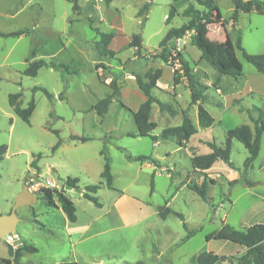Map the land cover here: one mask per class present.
<instances>
[{
  "label": "rangeland",
  "instance_id": "rangeland-1",
  "mask_svg": "<svg viewBox=\"0 0 264 264\" xmlns=\"http://www.w3.org/2000/svg\"><path fill=\"white\" fill-rule=\"evenodd\" d=\"M256 1L264 3V0ZM100 2L94 10L95 0H79L81 13L76 15L66 0H0V32L29 30L21 37L0 38V147H7L6 154L0 157V215L11 212L24 184L39 196L35 205L17 210L20 222L16 233L22 243L18 249L26 242L38 250L34 254L25 253L21 262L57 264L61 257L71 254L74 239L70 240V235L75 232L88 238L83 243L87 249L98 254L109 253V259H113L110 264H116V257H126L132 263L140 260L156 264L158 248L173 252L182 245L187 232L176 215L180 214L188 230H201L179 248L175 264H196L189 263L192 254L220 250L229 258L220 264H240L245 251L230 245L229 249L221 248L217 243L207 242L206 236L219 230L224 220L239 230L264 224V186L256 184L264 175L257 177L256 172L248 174L247 171L242 176L248 152L238 141H234L230 155L238 170L228 169L227 164L218 161L201 174L192 167L191 160L211 152L207 142L222 146L228 130L251 125L242 108L253 110L259 103L264 111V98L259 100L253 93L242 98L228 96L242 82L236 84L231 77L219 76L201 58L200 50L192 44L194 30L188 31L181 41L173 39L165 47L160 46L171 27L180 28L189 22L184 12L191 4L179 0L153 3L152 0H114L118 8L114 11ZM216 2L218 15L228 21L225 24L230 23L233 3L231 0ZM195 4L198 10H204L197 1ZM172 6L178 13L168 26L164 16L170 15ZM240 16L238 25H233L234 36L229 28L226 31V27L221 29L223 25H212L200 38L208 50L211 44L216 48L232 45L236 56L226 66H237L249 77L259 73L243 59L235 43L240 32L242 46L248 53H264V12L254 9ZM115 24L121 27V32L110 29ZM95 29L117 35L108 47L114 55L105 53L103 48L99 50L101 37ZM135 35L142 41L138 53L129 43ZM179 54L188 62L194 80L204 87L201 89L203 106L215 118L214 126L199 127L200 133L182 148L172 139H159L156 143L150 137L129 136L137 132L131 112L145 98L135 75L143 76L150 69L163 71L165 66L168 68L159 80L161 88L154 94L171 105L177 114L161 112L155 104L151 119L157 128L153 134L158 136L166 128L180 126L184 111L197 124L198 110L197 105H191L188 78L183 66L177 69L173 64ZM39 59L57 67H44L36 77L25 76L28 66ZM152 63L158 67L151 68ZM175 72L178 83H174ZM113 82L118 92L110 86ZM35 87L47 89L55 99L50 101L43 92H33ZM17 93L22 94L19 99L22 108L35 100L36 108L29 123L17 116L9 104V96ZM108 95L113 96V101L107 114L99 117L92 108ZM72 135L91 140L75 141ZM58 142L61 145L54 151ZM103 151L110 161L114 189H109L101 178L105 163ZM127 155L150 156L155 163H148L156 166L130 161ZM206 177L214 183L205 202L187 185L191 182L200 185ZM68 178L78 179L77 188L66 186ZM48 179L57 186L53 190L64 191L76 207L77 222L69 225L73 234L68 235V219L62 209L49 206L43 199L45 188H32L44 186ZM235 180L240 182L232 184ZM100 183L96 196L101 207H97L83 193L87 186ZM167 208L173 213L164 221L158 213ZM8 249L0 240V264L11 260Z\"/></svg>",
  "mask_w": 264,
  "mask_h": 264
},
{
  "label": "trees",
  "instance_id": "trees-1",
  "mask_svg": "<svg viewBox=\"0 0 264 264\" xmlns=\"http://www.w3.org/2000/svg\"><path fill=\"white\" fill-rule=\"evenodd\" d=\"M72 5L73 13L80 15L81 7L78 4L79 0H66ZM104 3L108 6L113 0H103ZM197 3L204 8L200 11L196 9L193 5L184 12L186 17H189L190 20L188 23L183 24L180 28H172L168 31L164 39L162 40L161 47L172 41L173 39L182 38L188 31H195V35L192 36V44L195 45L201 52V58L205 60L217 73L219 76L231 77L236 81H240L244 78V73L237 66L227 67L226 65L232 63L235 59L236 52L232 48V45L221 46L216 48L212 46L210 50L207 49V44H204L201 41L200 35L205 32L209 26L212 25H224L225 20L218 15V6L216 0H196ZM234 5V12L231 18L233 25L237 24L238 18L241 13H250L254 9H263L264 12V3L258 2L256 0H231ZM170 18V15L167 19ZM97 34L101 37V41L98 43L99 50L103 48V51L107 54L114 55L115 52L108 47L111 45L115 34L113 33H104L100 32L98 29H95ZM29 33V30H20L15 33H2L0 32V38L8 37H21ZM237 50L242 54V57L245 61L251 64L257 73L264 75V53L261 54H250L242 46V39L240 37V32L238 40L235 43ZM130 47L136 48L137 52L142 48L141 38L137 35L132 37L130 42ZM214 48V49H213ZM161 57L168 61L166 57L161 54ZM180 62L183 66L186 77L190 85L191 91V105H197L198 110V125L201 129H209L214 126L215 118L205 109L203 106V95L201 89L204 88L200 83L196 82L193 78L192 72L189 68L187 61L182 59V55H178ZM44 67L56 68L55 64H48L42 59L35 60L31 63L28 68L25 70V76L36 77L39 70ZM64 67V66H61ZM163 71L161 68L155 70L150 69L145 73V75H135V80L138 88L146 97L145 102H143L136 112H131V115L137 126V132L134 134H129L131 137H150L154 142H157L159 139L162 140H175L177 145L182 148L184 145L191 139L192 136L196 135L199 132L198 127L194 124L192 119L188 116L186 111L183 112L182 124L177 127H171L164 129L158 136L154 135L153 132L157 128L156 122L151 121L152 112L154 105H158L161 112H169L171 115L175 116L177 112L173 107L165 102H162L158 99L154 92L158 89L157 83L161 79ZM177 72L174 74V83H178L176 77ZM114 88L115 92H118L115 82L110 84ZM41 91L46 97L53 101L55 99L54 95L50 93L47 89L43 87H35L33 92ZM21 93L11 94L9 96V104L14 112L19 116L24 122L29 123L33 115V112L36 108L35 100L32 99L28 104L27 108H22L19 101ZM113 101V96H106L93 106V110L97 113L99 117H104ZM244 112L248 114L251 125L244 124L234 129H230L226 132V140L224 145L219 146L214 141L207 142L208 147L211 149L209 154L198 155L192 158V167L201 174H205V171L211 169L214 164L218 161H222L227 164L232 170H238V167L234 162L231 161V152L234 147V141L240 142L248 152L247 158L243 165L242 176L246 173L252 166L255 160L258 158L261 141L264 134V111L258 107L252 109H243ZM253 111L257 113L255 116ZM71 138L75 141L87 142L91 138L72 135ZM60 142L54 147L56 151ZM7 147H0V157L6 154ZM104 155V151L101 153ZM127 158L130 161H139V162H151L155 163V159L150 156H136L131 157L127 155ZM104 169L101 173V178L105 180L106 186L109 189L113 188V175L111 173V166L109 158L104 155ZM240 180H235L232 184L239 183ZM214 183L213 180L209 181L206 177L200 185L196 183H189L187 187L195 192L203 201L208 200V194L210 191V185ZM78 179L68 178L66 180V186L69 188H77ZM101 185H89L85 188L83 197L91 202H93L97 207H101V204L96 196L98 191L101 189ZM43 199L47 202L49 206L60 208L66 215L70 223H75L77 221V211L74 203L64 194V191H56L51 189L42 190ZM57 202L59 206L57 205ZM173 213L169 208L166 210L160 211L159 216L161 219L166 220L168 215ZM182 221L184 229L187 234L182 239L181 244L187 242L190 238L195 236V234L201 229L188 230V227L185 223L184 217L180 214H176ZM207 242L217 243L221 248L226 247L229 249V246L239 247L245 251V255L242 258L240 264H264V225L255 224L249 227H246L242 230L236 229L230 224L224 223L221 229L210 233L206 236ZM37 253L38 250L31 244L25 242L22 248L14 250L9 246L8 254L11 257V260H5L6 264H23L21 262L22 257L25 253ZM226 253H222L220 250L218 253L202 251L196 258V264H220L228 260ZM62 264H78V263H62Z\"/></svg>",
  "mask_w": 264,
  "mask_h": 264
},
{
  "label": "crops",
  "instance_id": "crops-1",
  "mask_svg": "<svg viewBox=\"0 0 264 264\" xmlns=\"http://www.w3.org/2000/svg\"><path fill=\"white\" fill-rule=\"evenodd\" d=\"M89 0H87V2H88ZM96 1V5H94V10H96L97 8H98V2H100V1H98V0H95ZM155 0H152V2L151 3H153ZM179 1H181V2H183V3H186V4H188V5H196L195 4V0H179ZM100 3H104V1H101ZM217 3V2H216ZM105 4V3H104ZM106 5V4H105ZM234 6V5H233ZM106 7L107 8H109V9H111V10H114V11H118V8L114 5V0H113V2L110 4V5H106ZM195 7V6H194ZM196 8V7H195ZM233 8V7H232ZM197 9V8H196ZM174 12V14H172ZM232 12H234V8L232 9ZM177 13H178V11H176V10H174L173 11V6L171 7V9H170V17H171V19L169 20V19H167L168 18V14H166L165 16H164V21H165V24L166 25H170L171 24V22H172V20H173V18L177 15ZM219 13V12H218ZM172 14V15H171ZM247 14V13H246ZM241 15V14H240ZM146 17L148 18V14L146 15ZM241 17V16H240ZM223 19V18H222ZM224 20V19H223ZM225 21H227V20H225ZM228 22V21H227ZM237 25H238V22H237ZM117 26L118 25H111L110 26V29L112 30H118V32H121L122 30H121V27L119 28V26H118V28H117ZM236 26V25H235ZM221 27V29H223V27H226V31H227V28H229L230 29V34H232L233 36H234V34H236L235 33V27L233 26V23H232V21H230V23H227V24H224L223 26H220ZM173 27H171L170 29H172ZM169 29V30H170ZM240 30H241V28H239ZM239 30V31H240ZM228 35H230L229 34V32L227 33ZM115 36H117V35H115ZM114 40V39H113ZM113 42V41H112ZM130 43V42H129ZM111 45H112V43H111ZM151 68H155V67H158V64L157 63H152V65L150 66ZM168 67H164L163 68V75H164V73L166 72V69H167ZM171 71V70H170ZM172 72V71H171ZM171 75H172V73H171ZM243 80V81H242ZM242 80H240V81H236V80H232V82L233 83H238V82H242L241 83V85H240V87H238V88H235V90L233 91V93H231V94H229L228 96H234V97H236V96H240L241 98L242 97H248V95H250V94H252L253 93V95L254 96H256V98H258L259 100H261V98H264V75H259V74H252V75H250L249 77H247V76H245L244 75V78L242 79ZM205 85H207V86H209L208 84H205ZM157 86H158V89L156 90V91H159V89L161 88L160 86H159V81H158V83H157ZM176 87L177 86H173V89H176ZM167 89H169V88H167ZM145 100H146V97L143 99V102H145ZM142 102V103H143ZM141 103V104H142ZM140 104V105H141ZM139 104L137 105V107H135L134 108V112H136L137 110H138V108H139V106H140ZM256 106L257 107H259L260 109H261V107H260V104L259 103H256ZM153 110H154V108H153ZM151 121H152V119H151ZM196 124V123H195ZM250 124H251V122H250ZM196 126L198 127V129H199V126H198V117H197V124H196ZM200 131L201 130H199V132L196 134V135H194V136H192L191 137V139L192 138H194V137H196L199 133H200ZM190 139V140H191ZM189 140V141H190ZM157 143V142H156ZM146 163V165L148 166V167H152V168H155V166L156 165H153V164H151V163H148V162H145ZM214 167V166H213ZM161 169H163V168H161ZM212 169V168H211ZM228 169H231V168H229L228 167ZM210 170V169H209ZM208 171V170H207ZM253 172H256L257 173V177L259 176V175H264V134H263V137H262V141H261V149H260V153H259V156H258V158L255 160V162L253 163V166L248 170V174H250V173H252L253 174ZM233 175H236L235 173H233ZM236 177V176H235ZM256 184H258V185H262V186H264V179H262V180H260V181H257L256 182ZM262 201H264V200H262ZM231 205L233 204L232 203V201H230L229 202ZM59 206V205H58ZM158 216H159V213H158ZM160 217V216H159ZM161 219V218H160ZM163 220V219H162ZM164 221H166V220H164ZM77 222V221H76ZM75 222V223H76ZM222 222H225L226 224H229L228 223V221L227 220H224V221H222ZM75 223H73V224H75ZM69 225H71L70 224V222H69V220H68V222H67V224H66V230H68V232H70V233H68V235L69 234H73V230L72 231H70V227H69ZM231 225V224H230ZM264 225V224H263ZM231 226H233V225H231ZM242 226V225H241ZM250 226H252V225H250ZM222 227V226H221ZM234 227V226H233ZM244 227H242V229H243ZM246 228V227H245ZM221 229V228H220ZM193 238V237H192ZM71 239H74L73 240V243H71V254L69 253L68 255H67V257H61V260L60 261H58L57 262V264H62V263H78V264H110V262L112 263V261H113V259H109V256H111L109 253H100V254H98V253H95V252H93V251H91V249H87V247H85V246H83V243L84 242H86V240L88 239L87 237H83V234H79V233H75L74 232V234H73V236H71L70 235V240ZM191 240V238L187 241V242H185L184 244H182V245H180L177 249H176V251H173V252H168V251H166V252H163V251H161V249L160 248H158V251H156V264H175V256H176V253H177V251L179 250V248L181 247V246H184V245H186V244H188V242ZM210 245V244H209ZM198 256V254H192L190 257H189V263H195L193 260H194V258H196ZM165 257H167L169 260H167L166 262H165ZM117 258V260H114V263H116V264H124V263H126V264H140V263H143V264H146V263H144L143 261H135V262H131V260H129L128 258H126V257H124L123 259H119L118 257H116ZM105 261H108L107 263L105 262Z\"/></svg>",
  "mask_w": 264,
  "mask_h": 264
},
{
  "label": "water",
  "instance_id": "water-1",
  "mask_svg": "<svg viewBox=\"0 0 264 264\" xmlns=\"http://www.w3.org/2000/svg\"><path fill=\"white\" fill-rule=\"evenodd\" d=\"M39 200L37 192H32L27 184H24L22 191L17 195L13 208L9 214L0 215V240L10 234L17 232V226L20 219L17 215V210L21 207H28L35 205Z\"/></svg>",
  "mask_w": 264,
  "mask_h": 264
},
{
  "label": "built area",
  "instance_id": "built-area-1",
  "mask_svg": "<svg viewBox=\"0 0 264 264\" xmlns=\"http://www.w3.org/2000/svg\"><path fill=\"white\" fill-rule=\"evenodd\" d=\"M183 38V37H182ZM181 38H178V41H181L180 40ZM170 60H172V58L170 57ZM173 64H174V66L177 68V69H179V68H181L182 67V64H181V62H180V59L177 57L176 59H174L173 60ZM38 188H35V186L34 187H32L34 190H39V189H41L40 187H43V188H45V189H51V190H53L54 188H56L57 186H56V184H55V182L54 181H52V180H47L46 181V183H45V185L44 186H37ZM30 189V188H29ZM31 190V189H30ZM32 192H35V191H33V190H31ZM8 246H11L13 249H18V247L20 246V245H22V243H21V239H20V237H19V235L17 234V233H15V234H10V235H8V236H6L5 238H4V240H3Z\"/></svg>",
  "mask_w": 264,
  "mask_h": 264
}]
</instances>
